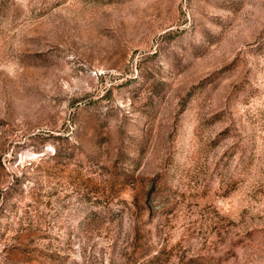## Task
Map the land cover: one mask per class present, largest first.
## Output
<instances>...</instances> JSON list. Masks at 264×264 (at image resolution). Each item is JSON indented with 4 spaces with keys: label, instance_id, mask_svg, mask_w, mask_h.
<instances>
[{
    "label": "rangeland",
    "instance_id": "obj_1",
    "mask_svg": "<svg viewBox=\"0 0 264 264\" xmlns=\"http://www.w3.org/2000/svg\"><path fill=\"white\" fill-rule=\"evenodd\" d=\"M0 264H264V0H0Z\"/></svg>",
    "mask_w": 264,
    "mask_h": 264
}]
</instances>
